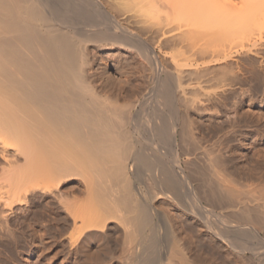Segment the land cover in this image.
Segmentation results:
<instances>
[{
    "label": "bare ground",
    "instance_id": "obj_1",
    "mask_svg": "<svg viewBox=\"0 0 264 264\" xmlns=\"http://www.w3.org/2000/svg\"><path fill=\"white\" fill-rule=\"evenodd\" d=\"M215 4L0 0V264H264V172L225 142L259 125L264 0Z\"/></svg>",
    "mask_w": 264,
    "mask_h": 264
},
{
    "label": "rangeland",
    "instance_id": "obj_2",
    "mask_svg": "<svg viewBox=\"0 0 264 264\" xmlns=\"http://www.w3.org/2000/svg\"><path fill=\"white\" fill-rule=\"evenodd\" d=\"M210 2H211V0H210ZM212 3H213V6L214 5H216L215 4V0H212ZM212 5V4H211ZM171 12V11H170ZM173 13V12H172ZM171 13V15H173V14H175V13H173L172 14ZM165 14L166 13H164V15H162V18H161V15H159L158 16V18L161 20V21H163V16H165ZM177 14V13H176ZM178 15V22H179V24H180V22H182V20H184L183 19V17H182V15L181 14H177ZM176 15V16H177ZM156 16V15H155ZM168 16H169V14H168ZM176 16H174L175 17V19H176ZM150 17V16H149ZM152 17H153V14H152ZM152 17H150V18H152ZM150 18H148V19H150ZM156 18V17H155ZM172 18H173V16H172ZM152 19H154V17L152 18ZM157 19V18H156ZM156 19H154V21L156 20ZM171 19V18H170ZM165 20V19H164ZM172 20V19H171ZM151 21V20H150ZM172 21H174V20H172ZM152 22V21H151ZM163 22H165V21H163ZM167 22V21H166ZM168 22H169V20H168ZM167 22V23H168ZM175 22V21H174ZM175 23H177V22H175ZM169 24V23H168ZM170 25V24H169ZM173 25V24H172ZM171 25V26H172ZM175 25V24H174ZM151 27V26H150ZM154 27V26H153ZM168 27V26H167ZM172 27H176V26H172ZM171 28V27H170ZM150 29H153V28H150ZM174 30H176V29H174ZM174 30H173V32H174ZM147 31H149L150 32V30L148 29V30H146V35L144 34V36H146L147 37V34H148V32ZM148 38H149V36H148ZM147 38V39H148ZM170 38H172V37H169V38H165V39H167L168 41L170 40V43L172 42L171 41V39ZM165 39H163L164 41H166ZM240 39V38H239ZM149 40V39H148ZM149 43H150V41H148ZM152 42V41H151ZM153 43V42H152ZM165 43H167V41L166 42H164V45H165V47H164V45H163V49L165 48L166 50H161V51H159V53L161 54L160 56H161V58L163 59L164 58V55L166 56V58L168 57L167 55H169V57L170 56H172V55H170V54H172V52L174 51V53L176 52V54L178 53H180L181 52V48L179 47V45H174V49L175 50H172L171 49V46L173 47V44H171V46H170V43H168V44H165ZM151 44V43H150ZM166 45H168L169 47H170V51L168 52L167 51V47L168 46H166ZM168 47V48H169ZM167 51V52H166ZM178 51V52H177ZM167 53V54H166ZM105 54L106 53H104V54H101L100 56H105ZM162 54H163V57H162ZM175 55V54H174ZM166 58H165V62H167L168 64H170V61H169V59L171 58H167V60H166ZM102 62V61H101ZM100 62V63H101ZM132 62V61H131ZM129 61L128 62H124V64L122 63V65L124 66L125 64H126V66H124V69H122V71L124 72V71H126L127 69H131V67H130V65L132 66V69L131 70H127L126 72H128L127 74H125V75H127V76H125V78L127 79V77H128V75H129V77H128V80H130V81H132L133 79H134V76H135V80H133L132 82H130V83H132L131 85H136V84H138L141 80H139V79H142V77L141 78H139L140 76L138 75L137 76V74L135 75V71L137 70H135L134 68H136V62L135 61H133L132 63H135V64H130L129 65ZM135 65V66H134ZM122 66V67H123ZM170 66V65H169ZM130 67V68H129ZM245 67H249L248 65H247V63H245ZM213 69H216V68H214L213 67ZM102 70V69H101ZM104 70V69H103ZM135 70V71H134ZM131 71V72H130ZM134 71V72H133ZM101 72V71H100ZM108 74L109 73H111V74H113L114 76H115V74H114V70L113 69H109L108 71ZM125 72V73H126ZM132 74V72L134 73V76H133V74L130 76V73ZM138 71H136V73H137ZM243 72H244V70H243ZM103 73V71L101 72V75H103L102 74ZM144 73V74H143ZM147 73V72H146ZM145 72H142V73H140V75L141 74H143V75H147ZM107 74V75H108ZM111 74H109V75H111ZM124 74V73H123ZM138 74H139V72H138ZM112 75V76H113ZM247 75H249L248 73H247ZM113 76V77H114ZM143 77H145V76H143ZM133 78V79H132ZM132 79V80H131ZM143 79H146V78H143ZM108 80L106 79V81H104V83L105 82H107ZM112 82H115V86L116 85H118V82H116V81H111V82H108L109 84H107V83H105V84H107V85H110V83H112ZM135 82V83H134ZM143 82H144V80H143ZM256 82H258L257 80H255L254 79V92L255 93H253V95H252V92L250 93L251 94V96L252 97H250L249 99H248V96L245 98V100H243L242 102L243 103H241L240 104V112L243 114V112L244 113H246V111H248L249 112V110H250V112H253V114L251 115V114H249L248 116H252V117H255V120L256 121H258L259 122V125H261V128L259 129L260 131L259 132H255V131H258L257 129L259 128V127H257L256 128V126H259V125H255V127L254 126H243V128H245L244 130H243V128H242V130H241V128H240V130L241 131H238L239 132V134H246L247 136L246 137H241L242 136V134L240 135V136H238V140H237V137L234 139V140H231L230 142L229 141H225V142H227V143H229V145H231L229 148H228V144H227V147H226V144H225V142H224V144L222 143V139H223V136L221 135V134H223V133H221L222 131H220V134H219V132H213V133H215V134H219V135H221L222 136V138L220 139L219 138V135H218V137H217V135H213L212 133H211V135H212V137L214 136L215 138H213V139H216V137H217V139H219V142H217L218 140H216L215 142H217V143H215V145H220V147H221V149L223 148V147H225L228 151H230V153H232L231 154V156H232V159H233V161H235L238 165L237 166H239L240 168H242L241 170H244L245 172H251L250 170H255V171H257V174L258 173H260V175L264 172V136H262L261 134L263 133V129H264V126H263V124H264V90L263 89H260V91L258 92L257 91V85H256ZM117 83V84H116ZM112 84H114V83H112ZM111 84V85H112ZM110 85V86H111ZM147 85V83L145 84V86ZM256 85V86H255ZM113 86L114 85H112V88H113ZM118 87V86H117ZM117 87H115V88H117ZM245 87H248L247 85H245L244 86V88ZM256 87V88H255ZM248 88H250L251 89V87L249 86ZM249 89V90H250ZM261 91H262V93H261ZM258 95H257V94ZM149 97H150V99H149ZM146 98H148V99H146ZM145 99L146 100H148V102L149 103H144V106L146 107V108H150L152 105H153V99H154V95H151L150 93H149V95H147V97H146ZM254 98V101H252V99ZM258 98V99H257ZM251 99V100H250ZM145 100V101H146ZM249 100V101H248ZM152 103H151V102ZM147 102V101H146ZM231 105H230V103L228 104V107H230ZM262 123V124H261ZM255 124H258V123H256L255 122ZM262 126H263V128H262ZM255 128H256V130H255ZM236 129H238L237 127H236ZM262 129V130H261ZM249 132H248V131ZM250 131H254L253 133L252 132H250ZM262 131V133L260 134V132ZM245 132H247V133H245ZM257 133H259V134H257ZM243 134V135H244ZM213 139H212V142H214L213 141ZM220 141H221V143H220ZM223 145V146H222ZM213 147H215V146H213ZM225 148H223L222 149V152L225 150V152L227 151ZM252 170V171H253ZM243 171V172H244ZM254 172V171H253ZM254 173H256V172H254ZM259 175V174H258ZM264 174H262L261 176H263ZM260 176V178H259V176H257L258 178L256 179V183H255V185L257 184L258 185V180L259 181H263L264 182V180L262 179V177ZM263 178H264V176H263ZM262 179V180H261ZM260 182V183H261ZM263 182H262V185H263ZM144 183V184H143ZM142 184H143V188L145 189V190H147V188L150 186V181H145L144 180V182H143ZM148 183V184H147ZM259 183V184H260ZM147 184V188H145V186L144 185H146ZM261 185V186H262ZM260 186V187H261ZM257 187V186H256ZM255 188V187H254ZM258 188V187H257ZM256 188V189H257ZM256 189H253L254 191L256 190ZM257 191V190H256ZM255 191V192H256ZM256 194H257V192H256ZM86 195H87V193H86ZM158 201H160V199L159 200H155L154 201V204H156V206H160V204H161V206H163V204H162V202H160V203H158ZM157 202V203H156ZM166 205V204H165ZM164 205V206H165ZM168 205V206H167ZM165 207L169 210V209H171L172 210V212L173 213H175L176 211H174V209L172 208V206L170 207L169 206V204H167ZM164 206H163V209H165L164 208ZM160 210H163L162 209V207H160L159 208ZM218 209V208H217ZM171 210H169V211H171ZM115 225V226H113V225ZM110 225H112L111 227L114 229V231H116V230H118V231H116V232H114L113 230H112V234L113 235H111L110 236V239L112 240V242H116L117 243V236H115L114 238L112 237V236H114V235H116V234H120L121 232L123 233V231L122 230H119L118 229V226H117V224L116 223H111ZM116 229V230H115ZM119 231H121V232H119ZM115 233V234H114ZM119 234H118V236H119ZM120 235H122V234H120ZM120 237V236H119ZM264 237V236H263ZM263 237H261V238H263ZM116 238V239H115ZM120 238H122L123 239V235H122V237H120ZM120 238H118V239H120ZM252 238V237H251ZM258 238H260V235H259V237ZM256 239V238H252L250 241H249V244H251V246H253L255 249H257V247H259V246H262V249H264V238H263V240L261 239ZM115 239V240H114ZM122 239H120V240H118V243H117V247H119L120 248V246L122 245V243H123V241H122ZM256 239V240H255ZM254 240V241H253ZM120 241V242H119ZM121 241H122V243H121ZM256 242H260L259 244L257 243L256 244ZM262 242V243H261ZM254 243V244H253ZM119 244V245H118ZM260 244H262V245H260ZM256 245H257V247H256ZM259 245V246H258ZM224 247V249H226L225 248V246H223ZM261 248V247H260ZM259 249V248H258ZM19 250H21V249H19ZM42 251V250H41ZM41 253V252H40ZM118 253V254H117ZM116 254L117 255H120V251H118ZM17 254V255H16ZM18 254H20V251H18V249H17V253H15V259L14 260H10V262H8V263H6V264H28L29 263V261H30V263L29 264H37V261L38 262H41L40 264H47V263H45L46 262V260L45 259H43V258H41V257H39V256H37V255H39V252L35 255V254H33V255H29V253L27 252V253H25V254H23V253H21L20 255H18ZM28 255V256H27ZM35 255V256H34ZM51 255H53L52 253H50V256ZM30 256V257H29ZM20 257V258H19ZM34 257H36V258H34ZM18 258V259H17ZM38 258V260H36ZM40 258V259H39ZM22 260V261H20V260ZM26 260V261H24V260ZM33 259V260H32ZM59 259H61L60 257H59ZM58 258L57 259H55L56 261V264H57V262H58V264L60 263V261L61 260H59ZM63 259V258H62ZM32 260V261H31ZM35 260H36V263H35ZM119 261V263L121 264V262H120V259H118ZM256 260V259H255ZM259 259H257L256 261H253L255 264H257L258 262H259V264L261 263V264H263V262H261V261H258ZM12 261V262H11ZM117 261V260H116ZM116 261L115 260H113V262H112V264H116ZM21 262V263H20ZM43 262V263H42ZM55 262L53 263V264H55ZM117 262V263H118ZM118 263V264H119ZM39 264V263H38Z\"/></svg>",
    "mask_w": 264,
    "mask_h": 264
}]
</instances>
